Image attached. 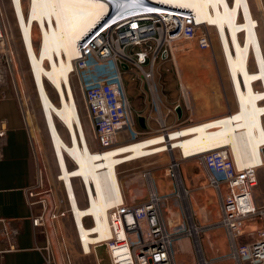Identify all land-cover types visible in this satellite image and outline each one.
<instances>
[{
    "label": "crops",
    "instance_id": "1",
    "mask_svg": "<svg viewBox=\"0 0 264 264\" xmlns=\"http://www.w3.org/2000/svg\"><path fill=\"white\" fill-rule=\"evenodd\" d=\"M48 1L49 6L50 3L51 5H57V3L53 0L52 2L51 0ZM87 1L90 3L91 0ZM36 2L39 3L40 6H38ZM250 2L253 11L255 12L256 10L258 12V16L262 18L264 23V0H250ZM41 3V0H29L28 12L25 14L27 20H30L32 26H34L35 23L40 24L38 29L41 28L39 30L41 36V47L39 51H35V53L42 56V58L49 57L50 55L54 57L55 54L56 56L58 54L62 55L64 51V44L66 46H71L73 49L76 40L81 35L76 37L71 30L66 28L67 22H65V20L69 17L66 12V16L62 17L66 28V30L65 28L63 30L66 34V42L63 39V45H61L60 42L58 43L59 38L57 37L56 41L55 34L52 35V32L48 30V27L52 28V18L50 16V12L46 11L48 5L42 7L43 5ZM90 4L94 6L93 3ZM251 7L249 6L252 11ZM69 12L74 13V11ZM97 16L93 18V23ZM258 26L259 21L257 19H251L250 23H246V38L244 41H247V38L250 37V41L259 44V56H261L264 65V32H261L260 38ZM88 27H91V25ZM88 27H84L85 30L88 29ZM27 28L28 26H26V29ZM50 34L54 38H50ZM189 35L191 37L192 44L198 40L200 41V48L206 46L204 45L205 39L203 40V36H201L202 31H200L199 28L192 29L189 32ZM238 38L240 39L236 33L235 40L233 39V42H236V48L239 49ZM252 49L253 52L248 56L247 63L246 61L241 63L240 66L244 67L245 70L241 68V70L237 71V79L239 75L247 76V65L248 70L254 72L263 70L260 65H258L255 48L252 47ZM6 54L8 55V53ZM236 55L239 57L237 53ZM7 60L8 57L7 59L5 57L0 59L3 63V68H0V75H5L6 72L8 76L6 78L0 77V130L2 128L5 132L4 135L0 136V264H78L75 259L65 255L63 250L56 246V242L53 244V247L48 250L49 248L47 249L46 246L49 247L51 237L53 234H57V232H54V228H51L50 226L39 227L33 222V217L36 216L40 210L38 205L31 204V197L28 193L35 174L32 144L33 131L30 124L32 116H30L29 113L30 107L27 99L25 98L26 96H24L20 79L18 80L19 70L15 67L13 68ZM86 60V63L77 66L78 80L77 83L73 85V88L78 101L81 116L84 117L86 124L89 126L90 131H92L81 94L80 81L88 82L91 80H109L116 76L117 66L115 62L111 60L114 63V72H110L109 68L101 66L104 61L95 62L92 59ZM252 60L255 63L256 69H251ZM67 62V65L70 66L71 62L68 60ZM78 62H76V65ZM171 65V69H173L174 66L176 68L175 60H169L164 64V66L159 68V70H163L160 86L162 90V102L166 105V107L169 106L176 108L177 105L182 106L183 115L179 117L177 113V123L182 125H186L191 122L198 123L197 121L199 120L223 114L224 105L222 104V100H218V88L214 84L205 87L204 81H200V83H197L194 87H192L193 85L189 82V77H187L186 86L191 85L187 88L183 83L180 71L171 70ZM81 67L83 70H81ZM51 69V78H53V75L56 74L61 75L62 71L58 65L51 67ZM230 72L232 86L236 85L239 89L243 84L242 83L240 86L242 78L239 77V83L237 80L238 84H235L232 76V66ZM174 74L177 75V80H175L177 87H175L171 82ZM35 77L36 73L33 72L35 87L38 91L37 93L39 94V97H41L39 93L41 89L38 88ZM2 78L3 80H1ZM258 79L259 78L255 79L256 81L254 82L253 94L258 101L264 103L263 83H260V89L255 88ZM52 84L56 87V91L64 98L65 92L63 88H61L62 83L52 82ZM46 87L47 85L45 84V88ZM244 87L247 88V85ZM190 90H192L196 96L192 100L189 95ZM241 90L242 89H240V106L234 113L248 114L247 130L249 128V131H247V152L245 151L242 143H240L242 146L241 149L237 148L239 142L237 144L236 140L239 141L240 136L233 137L234 134L232 135V128L230 126L233 121L228 116L227 119L224 120L213 121L218 118L216 117L214 119H210L212 122L205 124L198 123L197 125L195 124V126L197 127V135L201 146L205 150L226 144L229 146L233 145L236 150H240L239 153L241 155H245V158L238 161V165L261 163L260 166L263 167L259 168L260 172H258V183L255 187L254 196L259 204H263L264 156L262 148L264 147V122H262V115H264V104L258 102L253 109L249 108L250 104L247 103V100L243 103L242 95L245 97V94H242ZM126 91L133 114H137L135 118L137 120L134 125H130L129 121H125L121 125L117 136V143L133 142L136 139V134H139L138 138L141 140L142 138L150 136L153 132V128L156 127V122H153L154 120L149 121L148 118L152 113L156 115V110L154 109L155 106L153 105V102L146 94V90L143 92L141 88L135 89L134 85L131 88V91H129V88L126 85ZM176 91L178 94L175 97L174 92ZM180 91L182 94H180ZM242 91L245 92L244 90ZM135 99L140 102L137 106H135L133 102ZM194 103L197 105L195 108ZM51 106L53 107V110L60 108L63 109V104H60V106L52 104ZM69 110L72 115L73 110L71 108H69ZM48 114L49 113L47 112L43 113L46 126L49 128L48 133L54 156L59 167L58 177H61L66 174V171L71 172L73 168H75H70L68 162H59V154L64 150L67 153V148L73 146L74 136L76 135L75 129L72 120L70 124L67 122L63 124L64 126H67L66 128L69 135V140H65L59 130V119L55 122L57 131H53L48 124ZM141 116L145 118L146 127H143L139 122V118ZM242 119L246 121L245 116L243 115L241 117V120ZM127 125H129L134 131L133 135L129 130H126ZM227 126H230L228 130L226 129ZM181 132L183 134L180 135L185 136L184 140H187L188 147L181 146L179 149L180 154L182 153L185 156L196 154V149L192 141L193 139L191 140V136L189 137L186 128ZM92 134L94 136L93 131ZM171 135L173 137V133H171ZM224 139L227 141H224ZM151 142L148 144H151ZM89 143L90 147L98 144V142L95 144L90 141ZM185 146H187L186 141ZM143 147L145 154L147 155L146 143L144 141ZM132 148L136 153L133 145ZM232 152L234 155L233 150ZM235 160L237 161L236 158ZM178 162V170H176L177 176L172 175L174 162H160L158 158H143L135 162H125L126 164H122L118 168L119 181L114 180L110 170L105 172V174L101 173L99 175H97L95 170H92L91 173L95 177L96 192L99 196L97 203L94 205V207H98L95 210L96 227L103 228L104 223L105 226H107V221L102 220L100 215H98V212L107 209H102L104 207L101 206L104 205L107 207L109 203H116L117 198L120 195L119 186H117L116 183L120 182L122 194L128 203L141 202L147 199L152 193L156 194L160 198V208L163 220L168 232L173 236L172 252L175 264H199L200 262V257L195 245V238L191 234L187 233V230L191 228V226H194L199 233L202 257L205 259L206 264H238L237 259L234 257L235 248L231 240L229 230L221 222V198L227 194V186L222 184L220 188H217L212 185L207 171L195 158L182 159ZM108 163L111 164L109 158ZM107 167L110 168L108 164ZM77 172L79 174H83L82 168H78ZM74 178L81 179V176H74ZM79 204H81L80 201ZM259 225V222L250 219L243 221V230L245 235L236 243L237 250L240 255L245 253L247 245L255 239V231ZM82 237L83 239L82 241L80 240V242H82L85 251L89 252V250H92V247L88 244V242L92 240V237L87 236L91 238L88 239L85 237V234ZM47 257L50 258L47 259ZM96 264H98V261Z\"/></svg>",
    "mask_w": 264,
    "mask_h": 264
},
{
    "label": "built area",
    "instance_id": "2",
    "mask_svg": "<svg viewBox=\"0 0 264 264\" xmlns=\"http://www.w3.org/2000/svg\"><path fill=\"white\" fill-rule=\"evenodd\" d=\"M139 6L131 12L138 11ZM107 11L105 21L112 15L111 20H117L114 14L118 10L111 8ZM104 20L99 21L79 40V56L75 59V62L86 59L95 62L112 60L117 66L116 76L109 80L80 81L88 119L99 148L104 150L114 147L121 125L125 121L134 125L137 120V114H133L129 103L125 74H129L132 80L137 79L144 83L146 94L155 106L156 115L152 113L148 117L149 121L156 122L151 135L165 137L173 130L198 124L177 123L175 107H166L162 102L160 81L163 70L159 68L167 61L175 60L177 50L191 46L189 32L192 29L206 25L197 22L190 11L181 10V14L124 18L95 38L104 27ZM1 38L4 41L0 32ZM7 57L10 60L8 55ZM4 134V129L1 128L0 136ZM138 136L139 134L135 135L134 141L140 140ZM189 158H195L203 165L212 185L220 188L225 184L228 188L227 194L221 198V222L229 230L235 248L234 257L238 264H264V203L259 204L254 196L258 169L263 166L240 167L230 155L218 150L184 156L181 159ZM173 168L172 175L177 176L175 165ZM28 193L31 204L38 205L40 210L33 217L36 226L45 227L49 219L65 215V212L60 213L49 206V201L55 194L51 188L45 187V184H39L35 189L30 188ZM66 196L68 200V193ZM54 201L57 204L64 202L63 199L55 198ZM106 218L109 232L104 238L98 231L89 229L95 224L91 215L84 216L81 225L75 223L78 237L81 236L82 229L87 235L96 238L95 242L90 243L92 250L89 252L85 251L80 242L84 254L95 253V246L106 244L112 264H175L172 252L173 236L167 230L160 208V198L156 194L152 193L141 202L128 203L121 190L116 203L107 209ZM247 219L259 222L260 225L256 228L255 239L247 245L245 253L240 255L236 243L245 235L243 221ZM187 233L195 238L198 255H202L199 252L200 242L196 228L191 226ZM199 264H206L203 257L200 258Z\"/></svg>",
    "mask_w": 264,
    "mask_h": 264
},
{
    "label": "rangeland",
    "instance_id": "3",
    "mask_svg": "<svg viewBox=\"0 0 264 264\" xmlns=\"http://www.w3.org/2000/svg\"><path fill=\"white\" fill-rule=\"evenodd\" d=\"M166 1L174 3V4H178L183 7L190 8L192 13L195 15L196 20H198L199 22H204L207 25V26H202L199 28V30L202 31L201 36H203V40L205 39L204 45L206 46L203 48H200L199 47L200 41L197 40L195 43L193 42V44H191V46H189L188 48H183L179 51L177 50L175 52L176 68L174 66L173 69H171L172 65L170 67L171 70L180 71V74H181V77H182V80L185 86L187 85V77H189V82L192 83L193 85L192 87H194L197 83H200V81H204L205 87L211 84H214L218 88V91H217L218 100L219 99L222 100L223 103L222 102L221 103L224 105V108H223L224 112H222L223 114L218 115V116H212L210 118L199 120L197 122L199 124L200 122L202 124H205L208 122H212L210 119H214L220 116L219 118L213 120V121H219V120L227 119V116H228L233 121L232 124L230 125L232 128V135L234 134L233 137L240 136L239 141H238L239 144L237 148L241 149L242 146L240 145V143H242L243 147L245 148V151L247 152V138H248L247 131H249V128L247 130V115L248 114L247 113H243V114L234 113V112H236L240 106V89L245 91L243 92L241 90V93L245 94V97H243L242 95V98H243L242 100H243V103L245 102V100H247V103L250 104L249 108L253 109L254 106L257 105L258 102L264 104L263 102L258 101L255 95L253 94L254 82L256 81L255 79L259 78L257 80V85L255 87L256 89L261 88V85H260L261 82L264 85V65H263L261 56H259L260 46L259 44L254 43L253 41H250V37L247 38V41H244L246 38V31H245L246 29L245 20H247L246 16L248 15L250 17L249 19H257L259 21L258 32H259L260 38H261V32H264V23L262 21V18L258 16V12L256 10L255 12L254 11L252 12L250 10L249 3L247 2V0H246V3H248V7L243 6V4L239 2V0H224L223 1L225 4H227V9L229 12L228 15H230V17L228 16V18L230 20L226 17L220 18L219 13H221L223 10L222 9L223 2L221 0H204V12H201V11L195 12L193 9L195 5H193L191 2L189 5H186V3L179 2L176 0H166ZM214 2L216 3V5ZM23 3H24V11L27 14L29 0H23ZM90 3H95V2L91 0ZM55 13H56L55 14V17H56L58 12L55 10ZM65 13L61 12L63 16H66ZM50 16L53 19L51 21L52 28L48 27L49 28L48 30L52 32V35L55 34L56 41L58 37L59 38L58 43L60 42V44L63 45L62 44L63 39L66 42V34L62 29L63 27H62V22L60 21V17H58L57 19H54V16L52 15V13L50 14ZM61 20L63 21L62 18ZM248 23L250 22H247V24ZM39 30L40 29H38V26L35 24V28H34V45L35 46L34 48H35V51L37 52L39 51L41 47L40 46L41 36H40ZM0 32L2 34V37L4 38V41H2V38L0 39V59H2L3 57L7 59L6 57L7 55L5 54V52L8 53L11 66L19 70L18 80L20 79V83L23 88L24 96H26L25 98L27 99L29 107H30L29 113H30V116H32L31 118L32 120L30 121V124L32 126V131H33L32 132V136H33L32 144H33L35 174H34L33 182L31 184V188L35 189L39 184H45V187H49L54 191L55 200H58V199L64 200V202H59L58 204L57 202L54 201V198L49 201L50 202L49 206H52L53 209L59 211L60 213L65 212L64 216H59L58 218L53 219V220L49 219V222L47 223V226L54 228L55 230L54 232H57V234L55 235L53 234V236L51 237L49 241V249H51L53 247V244H55L56 242V246L62 249L65 255H68L70 256V258L75 259V261L78 264H96L97 259H96L95 253L84 254L82 252L81 243H80L78 232L75 226L74 217L71 211H69L70 205H69L68 200L66 199L67 198L66 190H65L63 181L58 179L59 167H58V164L54 156L50 136L48 133L49 128L48 126H46L44 115H43V113H46L47 110H49L47 109V107L53 108L51 106L52 104L53 105L56 104L59 106L61 104V100L58 95V92L56 91V87L52 84V82L57 83L56 79L57 80L60 79L61 81L59 80V83H62L61 88H63L64 90V87H63L64 76L63 75H64V72L69 67L67 65L68 62L66 58H64L60 54H58L57 56L55 54L54 57L50 55L49 57L42 58V56H39L37 55V53H35L34 61L37 62L39 65H36L34 67L35 69L31 71V67L29 64L28 56H27L28 54L25 51L26 46L25 44H23V41H22L20 26L17 22V17L15 15L11 0H0ZM236 33L240 37V39L238 38L239 49L236 48V42H233V39L235 40ZM46 42H49V41H46ZM252 47H254L256 50L255 55L258 58V61H257L258 65H260V67L263 70L254 72V71L248 70V65H247V76L239 75L237 79L236 73L238 70H241V68L244 69V67L240 65L242 62L244 63L245 61L247 63L248 56L253 52ZM236 53L239 55V57L236 55ZM7 61L9 62V59ZM86 61L87 60L78 62L76 67L79 66L80 64L86 63ZM57 65L60 67V70L62 71L61 75L56 74L57 76L53 75V78H51V70H52L51 67H55ZM113 65L114 63L111 60H107V61L102 62L101 66L105 68H109L110 72H114ZM231 66L233 68L232 76L234 78L233 80L234 83L238 84L239 77L242 78L240 86L242 83L243 84H242V87L239 86L240 87L239 89L236 85L232 86L231 84L232 82V80L230 79L231 78L230 76ZM0 68H3V63L1 61H0ZM251 69H256V66L253 60L251 61ZM81 70H83L82 67H81ZM33 72L36 73L35 80L38 85V88L41 89V91H39L41 97H39V94L37 93L38 91L36 90V87H35V83L33 79ZM71 76H72L71 77L72 85H74L75 83H77V80H78L77 71H74ZM2 77L3 78L8 77L7 73L5 72V75L2 74ZM3 78L1 80H3ZM124 78L126 81V85L129 88V91H131V88L135 85V89L141 88V90L145 92L146 89H145L143 82H139L137 79L135 80L130 79L129 74H125ZM175 80H177L176 74L173 75L171 82L172 84H174L175 87H177ZM237 80H238V83H237ZM45 84L47 85L46 88H45ZM245 85H247V88L244 87ZM190 86H186V87L188 88ZM189 93H190L189 95L191 97V100L196 97L195 93L192 90H190ZM177 94H178L177 91L174 92L175 97L177 96ZM180 94H182L181 91H180ZM133 102L135 106L140 104L139 100H136V99L133 100ZM219 105H216V106H219ZM196 106H197L196 103H194V108ZM242 115L245 116L246 121L244 119H242L243 121L241 120ZM263 116L264 115H262V122H264ZM82 119H83V124L86 129V133H87L89 141L91 143L96 144L97 141L95 140L92 134V131H90L89 126L86 124L83 116H82ZM58 124H59V130L62 136L64 137L65 140L68 141L69 135H68V131L66 128L67 126L66 125L64 126L63 125L64 123L60 120ZM230 126H227L226 129L228 130ZM185 128L190 137L192 134L191 128L190 127H185ZM185 128L172 132L173 137L171 136V140L174 144V150L172 151H162V150H165L162 148L165 144H156L158 142L156 138H159V137L150 135L145 138H142L143 141L146 143L147 155L153 154L158 151H162V152H159L153 155L144 156V157L135 159L134 161L131 160L129 162H135L143 158H158L160 162H170V161L174 162L175 160L181 161L182 160L181 155L183 156L184 154L181 153L180 155L179 149L181 146L188 147L187 140H184L185 136L180 135V134H183L181 131H183ZM126 130H129L132 133V135L134 134V131L131 129L129 125H127ZM190 138L192 140V136ZM185 141H186L187 146H185ZM224 141H227V140L224 139ZM149 142H151V144H148ZM118 143L115 146H119V145L126 144L129 142H122L119 144ZM221 146H227L231 149V152L232 150L234 151V156L237 159V161L235 160L236 164L238 163V161H241V159L245 158V155H241L239 153L240 150H236L233 145H231L232 147L229 146L228 144L221 145ZM91 147H92L91 149L94 151L101 150L99 148V144L92 145ZM68 164L70 168L75 167L74 162L71 160L68 161ZM120 166H118V168ZM238 166L245 167L247 165H238ZM258 172H260V169H258ZM73 184L75 187L77 197L81 203L80 205L86 206L87 198H86L85 189H84L82 180L80 178H73ZM116 184L117 186H119V192H121L120 182ZM197 236H199V233L197 234ZM172 247H173V244H172ZM199 252L202 253L201 246H200ZM199 257L202 258V255L200 254Z\"/></svg>",
    "mask_w": 264,
    "mask_h": 264
},
{
    "label": "bare ground",
    "instance_id": "4",
    "mask_svg": "<svg viewBox=\"0 0 264 264\" xmlns=\"http://www.w3.org/2000/svg\"><path fill=\"white\" fill-rule=\"evenodd\" d=\"M53 1L57 3V5H54L52 3L53 5H50L49 7L48 0L47 1L41 0L42 2L41 4L43 5L42 7H45L48 5L46 11H49L50 14L52 13V15L54 16V19H57L58 17H60L63 30L65 28V24H64V20L63 21L61 20V18L64 17L63 14H61V12L63 13L67 12V15L69 17L66 19L67 21L65 20V22H67L66 28L71 30L76 35V37L81 35L75 42V45L73 48L74 50L71 48V46H68V45L66 46L64 44V47H63L64 51H63V54L61 55L64 58H66V60L71 62L70 66L64 72V75H63L64 76L63 87H64V92H65V97L63 98L61 94H59L58 92V95H60L61 97L60 100L62 99L61 105L63 104V109L60 108V109L53 110L51 107L49 108L47 107V109H49L47 111V113H49L48 114V124L53 131H57L56 130L57 126L55 123L57 119L62 120L64 124L65 122L70 124L72 120L74 129H75V134H76L74 136L73 146H71L70 148H67L68 149L67 153L64 150L59 154L60 155L59 162L66 163L68 162V160H71L74 162L75 168H73L71 172L66 171V174L61 177H58V179L63 181L66 193H68V202H69L75 223H77L78 225H81L84 222V216L88 214L91 215L95 224L89 229L90 230L94 229L98 231L100 233V236L104 238L108 235L109 230H108V226H105V223L103 224V228L96 227V222H95L96 211L95 210L98 207H94V205L95 203H97V199L99 196L96 192L95 177L91 173L92 170H95L97 175L101 173L105 174V172L110 170L114 180L119 181L118 166L124 164L125 162H129L131 160H135V159L148 156V155H153V154H156L162 151L174 150V144L171 140V136H172L171 133L179 129L171 131L170 134L165 137L162 135L155 136V137H159V138H156L158 140L156 144H165L162 147L165 150L158 151L153 154H148V155L145 154L144 147H143V139L129 142L126 144H122L119 146H115L109 149H104V150H99V151L92 150L90 147V143H89L86 131H85L83 119H82L79 105H78V101L75 96L74 88H73L72 81H71L72 73L74 71H77L75 59L79 56L78 42L99 21L101 20L103 21L106 18L105 16H107L106 15V13L108 12L107 10L113 7L116 10H118L117 13L114 14L116 15L117 20L115 19L111 20L113 15L110 16L109 19L105 21L106 23L103 25L104 27L102 28V30L98 33V35L95 38L100 36V34H102L104 31L118 24V22H120L121 20H124V18H130L133 16H139V15L181 14V10H187V11H190L191 13L192 11L188 7H183L178 4L168 2L166 0H92L93 2H95L93 3L94 6H92V4H90L89 1L87 0H53ZM176 1L184 2L186 3V5H189L191 2L193 5H195L193 8L195 12H199V11L204 12V0H176ZM221 1L223 2L224 0H221ZM11 2H12L15 15L17 17V22L20 26L22 41L26 46L25 49H26V53L28 54L27 56H28L30 67H31V71H33L35 69L34 67L36 65H39L37 62L34 61V56H35L34 28H35V25L32 26L30 20H27L25 16L26 13L24 11L23 0H11ZM239 2H241L243 6H248L246 5L247 4L246 0H239ZM247 2L249 3V6L251 7L250 0H247ZM140 3L142 4V6H139ZM37 5L40 6L39 3H37ZM138 6H139L138 11L131 12V10L137 8ZM222 7H223L222 8L223 10L221 13H219L220 18L221 17L228 18V16L230 17V15H228L229 12L227 9V4L223 2ZM55 10L58 12L56 17H55V14H56ZM69 11H74V13H70ZM252 12H253V9H252ZM95 16L97 17L93 23V18ZM193 16L195 17L194 14ZM249 18L250 17L247 15L246 16L247 20H245L246 23L247 21L250 22L251 19ZM196 21L199 22L198 20ZM200 23L205 24L204 22H200ZM35 24L38 27H40V24L38 23H35ZM89 25H91V27H88ZM26 26H28L27 29H26ZM84 27L86 28L88 27V29L85 30ZM50 38H54V37L50 34ZM59 80L56 79V82L59 83ZM69 108L73 110L72 115H71ZM190 128L192 131L191 136L193 139L192 140L193 144L196 149V154L198 153L204 154L211 150H218V151L223 152L224 154L230 155L235 161V158H234L233 153L231 152V149L227 146H219L216 148L205 150L201 146L199 137L197 135V127L195 126V124L191 125ZM236 143L238 144L237 140H236ZM132 145L134 146L137 154L134 152ZM182 157H184V155ZM108 158L111 161V164L108 163ZM174 163H175L174 165H175L176 170H178L177 168L178 161L175 160ZM107 164L108 166H110V168L107 167ZM248 165H253V166L261 165V163L248 164ZM78 168H82L83 174H79L77 172ZM74 176H81L83 186L85 189L86 198L88 201V205L86 206H81L79 204L78 197L76 195L75 187L73 184ZM111 205L113 204L109 203L107 207H105L104 205L101 207H104L102 209H105V208L108 209ZM107 209L104 211L98 212V215H100L101 219L104 221L105 220L107 221V218H106ZM84 234L86 238L91 239L87 237L90 235H87L85 231L81 229V237H80L81 241L83 239L82 236ZM91 237H92V240L88 242L89 245L90 243L96 241L95 240L96 238L94 236H91Z\"/></svg>",
    "mask_w": 264,
    "mask_h": 264
},
{
    "label": "water",
    "instance_id": "5",
    "mask_svg": "<svg viewBox=\"0 0 264 264\" xmlns=\"http://www.w3.org/2000/svg\"><path fill=\"white\" fill-rule=\"evenodd\" d=\"M175 109L178 113V116L181 117L183 115L182 106L177 105ZM139 122L143 127H146L145 118L143 116H141L139 118ZM262 153L264 156V147L262 149ZM95 256H96V259L98 261V264H112L110 252H109L108 246L106 244H99V245L95 246Z\"/></svg>",
    "mask_w": 264,
    "mask_h": 264
},
{
    "label": "clouds",
    "instance_id": "6",
    "mask_svg": "<svg viewBox=\"0 0 264 264\" xmlns=\"http://www.w3.org/2000/svg\"><path fill=\"white\" fill-rule=\"evenodd\" d=\"M114 8V7H113ZM115 9V8H114Z\"/></svg>",
    "mask_w": 264,
    "mask_h": 264
}]
</instances>
